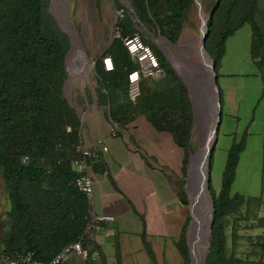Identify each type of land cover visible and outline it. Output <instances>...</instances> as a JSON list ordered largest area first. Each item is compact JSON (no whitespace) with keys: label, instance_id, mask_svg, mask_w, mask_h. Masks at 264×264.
Listing matches in <instances>:
<instances>
[{"label":"trees","instance_id":"16d2710c","mask_svg":"<svg viewBox=\"0 0 264 264\" xmlns=\"http://www.w3.org/2000/svg\"><path fill=\"white\" fill-rule=\"evenodd\" d=\"M49 1L0 0V176L6 201L0 209V252H31L32 257L40 261L50 260L82 234L89 210L84 196L71 184L76 176L71 163L78 156L75 147L79 143L80 122L62 94L69 41L48 11ZM127 1L143 29L138 30L125 7L112 0L120 15L114 23L116 36L93 62L95 102L105 107L104 112L117 133L126 132V126L137 115H142L154 130L170 135L183 152L182 177L176 187L179 202L187 206L182 178L192 124L189 96L182 79L144 30L174 44L188 21L194 0ZM259 1L201 0L207 11L203 49L214 63L215 75L226 39L244 24L251 29V59L255 65H264V29L261 39H253V30L257 28L255 15L261 12ZM133 35L150 47L162 76L142 79L139 96L135 103H130L126 97V74L136 68V64L122 39ZM72 45L75 49L68 54V66L75 59L81 67L86 63L83 49L77 40ZM164 49L175 60L173 53ZM103 57L110 58V70L103 69ZM246 128L238 138L232 139L226 150L218 191L212 192L208 182L213 216L202 264H236V260L225 253L223 219L242 200L238 194L231 195L229 189L239 153L244 148ZM210 163L211 156L209 171ZM188 221L189 216L174 241L186 263Z\"/></svg>","mask_w":264,"mask_h":264},{"label":"rangeland","instance_id":"374dc122","mask_svg":"<svg viewBox=\"0 0 264 264\" xmlns=\"http://www.w3.org/2000/svg\"><path fill=\"white\" fill-rule=\"evenodd\" d=\"M117 1L121 2L120 0ZM258 7L261 12L255 15V25L257 28L253 30L254 40L261 39V34L264 29V0L259 1ZM48 11L54 17L57 25H62V21V23H65L67 30L70 31L71 26L74 27L85 54L86 63H83L82 73L74 74L73 72L77 64L72 63L71 68L70 65L68 66V52L70 51V43H68V49L64 58L66 77L62 84L63 96L70 106L74 108L78 119L81 121V113L84 108L91 102H95L94 88L96 86V80L92 69L93 62L101 55L111 38L116 36L114 23L116 16L120 15V11L114 8L112 0H50ZM206 17L207 11L203 8L200 0L199 6L194 3L190 9L188 21L181 28L174 44H169L163 37L156 36L157 40L166 42L167 46L174 51H176V47H181L172 57L180 62L181 65L187 66V71L191 74L196 71V68L192 64L194 62H201L198 53L201 52L199 50L200 35ZM66 20L69 24L66 23ZM146 37L149 38L147 35ZM250 39V26L244 24L226 39L224 55L216 68V87L220 95L221 114L216 143L211 154L209 171V185L212 192H217L220 187L225 150L230 142L229 136L232 137L235 134L236 138H238L240 133L247 127L245 133L247 143L244 145V151L239 153L236 174L231 183L229 193L231 195L238 194L244 199L251 200L248 201L247 205H241L239 212H236L235 216L228 220L226 225L227 234L230 233L232 228L242 230L246 225L250 224L249 218L256 213L255 203L257 202L254 200L255 198H257L256 200L259 199L258 201L264 202V65H255L251 59L249 54ZM151 42L161 52V47L153 41ZM166 61L170 66L173 65L171 61ZM82 119H84L85 124V118L82 117ZM208 137L209 128L207 129L206 118L197 127H195L192 121L189 134V155L187 156L185 168L188 167L190 172L189 177L194 174L195 178L192 184L189 182V193L193 192V188L195 187L200 171V165L198 164L199 161H202L201 159L204 155ZM133 140L132 133L131 142ZM195 163H197V167L191 173V169ZM172 172H176L174 168H172ZM185 176L184 173L182 178L183 188ZM113 188H115V191H113L116 193L117 189L114 183ZM186 196L188 203L183 208V213L185 209V220L189 216L186 227L187 236L192 222L190 219V197L187 193ZM4 204H6V201L0 176V209L4 208ZM208 212L209 201H207L205 210L201 213V223L206 227L205 232L207 231L206 219ZM258 214H260L259 216H264V206L260 207ZM148 218L149 216L147 215V220ZM119 219L123 221L124 216L119 215ZM151 222H149L150 228L158 229L159 225ZM135 227L136 224L127 221L122 226L123 233L119 234L116 231V235L112 237L111 243L104 245V249H102L106 264H191L189 255L188 263H186L178 251H176V248H173V251L170 250L168 254H163L162 251L155 248L154 243L163 241L158 236H147L148 243L152 249L150 254H148L145 245L138 246L139 240L134 233L136 230ZM239 229L238 231H240ZM242 239L240 240L237 235H234L232 238V243L234 242L233 250L236 253V257L244 259L246 264H248L247 261L252 259L254 264H258L257 261L259 260L257 256L255 257L257 253L253 255L251 252L253 250L261 252L262 258L264 259V238L256 239V235L251 234L249 238ZM256 243L259 244L260 249L258 246L255 247ZM199 246L202 252L197 250ZM228 247L231 248L232 244ZM206 248V243H202L201 245L198 243L195 244L192 250L194 264H202ZM187 249H189L188 246ZM261 264H264V261Z\"/></svg>","mask_w":264,"mask_h":264},{"label":"crops","instance_id":"0c3cea01","mask_svg":"<svg viewBox=\"0 0 264 264\" xmlns=\"http://www.w3.org/2000/svg\"><path fill=\"white\" fill-rule=\"evenodd\" d=\"M104 110L105 107L93 101L84 108L81 113V121L79 120L80 145L85 149H97L98 151L97 159L89 160L92 204L88 211L113 217V221L105 223L101 231L92 232L84 239L85 246L83 247L90 255L89 263L106 264L103 253L104 245L111 243L116 231L119 234L123 233L122 226L127 221L136 224L134 233L139 240L138 246L146 244L151 252L147 236H158L163 241L154 243L155 248L162 251L163 254H168L170 250L175 249L174 241L179 237L185 222V209L183 213L185 206L177 198L176 187V182L182 177L183 152L168 133L154 130L142 115H137L126 126V132H115ZM82 117L85 118V124ZM134 132L136 133L134 134ZM132 133L133 142H131ZM229 138L230 142L227 148L236 136L233 134ZM95 141H99L101 145L105 146L106 151H99L94 145ZM246 143L247 137H245L244 145ZM243 151L244 148L240 153ZM172 168L176 172L173 173ZM113 183L117 189L116 193ZM241 199L243 202L242 200L238 201L234 210L223 219L225 253L231 255L236 260V264H246V261L236 257L233 250L234 242L232 243L234 235H237L240 240L249 238L251 234H255L256 239L264 238V216L258 214L260 207L264 206V202L256 200L257 198L254 199L257 202L255 203L256 213L249 218L250 224L242 230L232 228L227 234L228 220L234 217L236 212H239L241 205H247L251 200L244 199L242 196ZM118 214L124 216L123 221L119 219ZM147 215L149 216L148 220ZM150 221L157 223L158 229L150 228ZM231 244L232 247H228ZM258 245L256 243L255 247ZM258 247L260 249V246ZM93 252H96V256H92ZM251 252L253 255L257 253L255 257L257 256L259 260L258 264L264 261L261 252L253 250ZM252 260L247 261L248 264H254ZM68 264H81V262L77 255L72 254Z\"/></svg>","mask_w":264,"mask_h":264},{"label":"built area","instance_id":"2783aa9c","mask_svg":"<svg viewBox=\"0 0 264 264\" xmlns=\"http://www.w3.org/2000/svg\"><path fill=\"white\" fill-rule=\"evenodd\" d=\"M122 44L136 64V68L126 74V97L130 103H135L139 96V82L145 78L151 80L160 78L162 76V70L150 47L141 42L137 35L123 38ZM101 62L104 70H110L112 68L109 57L101 58ZM65 130L69 131V127H66ZM94 145L99 151H106V147L101 145L99 141H95ZM75 150L78 156L72 160L71 165L76 176L71 184L84 196L90 207L92 204V183L89 175V159L97 158L98 151L97 149H85L80 143L76 145ZM112 221L113 217L111 215L94 214L88 211L82 234L72 243L63 246L50 260H36L32 257L31 252L14 254L0 252V264H68L72 254L78 256L81 264H90V255L82 245L83 240L90 233L101 231L105 223ZM92 256H96V252H93Z\"/></svg>","mask_w":264,"mask_h":264},{"label":"water","instance_id":"95a60500","mask_svg":"<svg viewBox=\"0 0 264 264\" xmlns=\"http://www.w3.org/2000/svg\"><path fill=\"white\" fill-rule=\"evenodd\" d=\"M120 3L125 7L127 12L129 13V16L133 17L134 21H136V23H137L136 28L138 30L143 29L141 27V25L139 24V22L137 21V19L135 18V14H134L129 2L127 0H125L124 2H120ZM194 3L197 6H199L200 0H194ZM58 27L62 32H64L67 35L68 41H69L70 47H71V35L64 29L63 25H58ZM71 29L73 30L75 39H77L79 41V37L77 36V33H76L74 27L71 26ZM144 33L149 37V39L151 41H153L154 43L157 44V39L155 36H153V34L151 32L144 30ZM205 33H206V24L204 22L203 30H202V33L200 35L199 49L201 52H203L206 55L208 63H202V62H201L202 64L198 63L199 65L196 67V71L192 74H189L186 77H185V75L184 76L181 75L179 70H177L174 65H172V67L176 71L178 76L182 79V81H183V83L187 89V94L189 96V102H190V107H191V111H192V121L194 122L195 127H197L202 122H204L205 118L209 117V111L211 108L210 102H211V99L213 98V96H215V106H216L215 119H214V123H213L212 130H211V141H210V144L208 146L207 153H206V156H207L206 157L207 158L206 191L208 193L209 159H210L213 147H214L215 142H216L217 128H218V125L220 123L221 106H220V102H219L218 89L216 87V75L214 73V63L211 61L210 57L206 54V52L203 49ZM79 43H80V41H79ZM80 46H81V43H80ZM161 52H162V55L164 56V58L170 62V59L167 57L165 52L163 50H161ZM83 54H84V52H83ZM84 57H85V54H84ZM206 123L208 126L207 119H206ZM185 175H186L185 176L186 178H185V184H184L183 189L187 193V195L190 197L188 185H189V182H191V184L193 183L195 176L193 174L192 176L189 177L188 167L185 168ZM208 197H209V212L207 214V219H206L207 220L206 221V223H207V231H206L207 235H206V238L204 240V243H206L207 245H208L210 227H211L212 216H213L211 196L209 193H208ZM205 204L203 205V203H202L201 212H203L205 210ZM190 219L192 222L191 208H190ZM190 232H191V229L186 236V244L189 247L188 255H189L190 263L192 264V259H191V255H190V246H189Z\"/></svg>","mask_w":264,"mask_h":264},{"label":"bare ground","instance_id":"6f19581e","mask_svg":"<svg viewBox=\"0 0 264 264\" xmlns=\"http://www.w3.org/2000/svg\"><path fill=\"white\" fill-rule=\"evenodd\" d=\"M120 1L124 2L125 0H120ZM66 23H68L67 20H66ZM61 24L63 25L64 29L71 35V47H70V51L68 52V54H69V53H72L74 51L75 48H74V46L72 44H73V41L77 40V39H75V37H74L73 30L72 31L67 30L65 23H62V21H61ZM157 44L165 52V54L170 59V61L173 63L175 68L177 70H179L181 75H183V76L185 75V77H186L189 74H191V73H189L187 71V66L181 65L180 62L172 59L170 57V53H168V51L166 49H164V47H166L173 54H175L178 50L181 49L180 46L176 47L175 48L176 51H174V50L170 49L167 46V43L164 42V41L157 40ZM198 55H199L202 63H208L207 62V57H206V55L203 52H199ZM201 62L199 61V64ZM72 63H76L77 64L76 60L72 59L70 61V63H69L70 68H71V64ZM199 64L197 62H194L192 65L196 68ZM67 68H68V66H67ZM73 73L74 74L75 73L81 74L82 73V68L79 67L78 64H77V66H76V68H75ZM210 103H211V105H210L211 108H210V111H209V117L206 118L207 122H208V126H209V127L207 126V129L209 128V137H208V139L206 141V144H205L204 155H203V157L201 159L202 161L198 160L199 161L198 165H200V171H199V175H198L195 187L193 188V192L190 193V208H191V212H192V223H191V232H190V237H189V246H190V255H191V259H192V264H194L193 257H192V250L194 249L195 244L198 243L199 245H201L202 243H204V240L206 238V235H205L206 234V232H205L206 227H205V225H203L201 223V213H202L201 212V209H202L201 205H202V203L204 205L205 203H207V201H209L208 193L206 191V173H207V158H206L207 156H206V153H207V149H208V146L210 144V141H211V130H212V126H213L214 119H215V112H216L215 96H213V98L211 99ZM206 135H207V132H206ZM198 161H197V163H198ZM197 163H195L194 166L192 167L191 173H192L193 170L196 169ZM188 172H189V170H188ZM189 174H190V172H189ZM191 242H192V245H191ZM197 250L202 252V249H201L200 246L198 247Z\"/></svg>","mask_w":264,"mask_h":264}]
</instances>
